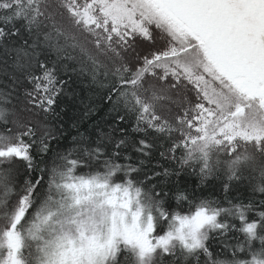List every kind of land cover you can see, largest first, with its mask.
Returning <instances> with one entry per match:
<instances>
[{"label":"snow or ice","instance_id":"obj_1","mask_svg":"<svg viewBox=\"0 0 264 264\" xmlns=\"http://www.w3.org/2000/svg\"><path fill=\"white\" fill-rule=\"evenodd\" d=\"M0 50L27 85L0 93V264H264V199L230 183L264 194V0H0ZM80 78L110 122L85 106L68 146Z\"/></svg>","mask_w":264,"mask_h":264},{"label":"trees","instance_id":"obj_2","mask_svg":"<svg viewBox=\"0 0 264 264\" xmlns=\"http://www.w3.org/2000/svg\"><path fill=\"white\" fill-rule=\"evenodd\" d=\"M157 42H162V37L157 35L156 37ZM151 41H146L145 44H150ZM20 78V73L17 71V69L14 67V57H5L2 54V50H0V93H10V99L12 103H15V98L18 93H21L23 91V88L25 85H19L15 83L17 79ZM77 92V98L75 100H65L64 105H66V109L64 111H59V118L54 119V123L56 126L62 125L64 128V137L61 139V144H67L70 145V141L72 136L76 135V129L73 128V124L79 121L80 116L82 115L83 111L85 110V106L92 107L94 109L92 116L87 121L86 127H90L93 124H96L99 128L107 130L108 124L107 122H110L109 117V108L110 105L107 104V101L104 99V91L101 89L95 88V86L90 87L89 86V80L80 78L76 80L75 84L73 85ZM62 105V107L64 106ZM3 101H0V107H4ZM8 107H11V104L7 105ZM134 124L135 121L129 119L125 124L122 125L128 133L130 137H136L139 134L134 132ZM80 131L83 132L84 128H80ZM158 144L163 143V141H157ZM163 148H158L156 152L154 153V156L156 157L154 160L151 161V165H155L157 163L164 165V167H171V164H166L164 160L159 158V152L163 151ZM179 155V153H177ZM37 159H44L48 163L49 167H51L52 163V153L43 154V156H38ZM142 158L137 157L136 155H133L131 161H118L120 162H129L133 163L134 166H139L140 161ZM43 166V165H41ZM178 167V165H177ZM89 170L87 168H81L78 170V174H85ZM156 171H163V168H157ZM191 169H186L185 172H190ZM247 177V172L245 173ZM258 175V173H256ZM25 179L27 177H24ZM186 179L191 187H195L199 183V178L195 175H185L183 177ZM139 179L143 180L144 177L141 175ZM223 180L227 182V176H223ZM119 182V181H117ZM234 190L232 191V196H237L243 200V203L248 204L249 202H253L257 205H259V201L261 199H264V194H261L259 192H256L254 195L251 193L250 189V178H246L242 183L239 181H232L230 182ZM210 185L216 186L217 190L222 194L223 192V186L220 182V180L215 176H209L207 180L200 185L201 188L205 190V194L202 198H210L211 192H210ZM199 191V189H197ZM239 202V201H234ZM173 208L169 210L173 211H179V208L175 207V201H172ZM167 207V205H166ZM221 207H228L226 203L222 204ZM252 215V214H250ZM238 223V222H237ZM237 234L230 233V242H235V236ZM239 239L243 240V234H238ZM255 246L258 249L259 248V241H255ZM210 251H213L216 255L214 258L224 260V259H230L231 258V252H228L226 254L224 253V250L222 246L217 243L215 240L213 241V247L210 248ZM238 258L240 259H248L250 258L249 255L246 253H238Z\"/></svg>","mask_w":264,"mask_h":264}]
</instances>
